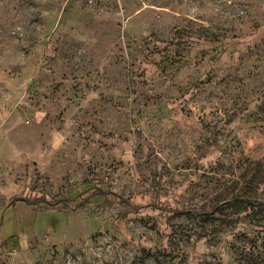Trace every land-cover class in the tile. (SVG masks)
<instances>
[{"label":"rangeland","instance_id":"rangeland-1","mask_svg":"<svg viewBox=\"0 0 264 264\" xmlns=\"http://www.w3.org/2000/svg\"><path fill=\"white\" fill-rule=\"evenodd\" d=\"M0 264H264V0H0Z\"/></svg>","mask_w":264,"mask_h":264}]
</instances>
